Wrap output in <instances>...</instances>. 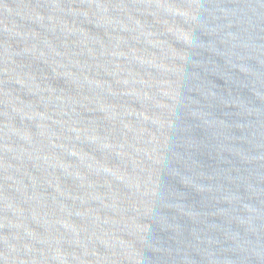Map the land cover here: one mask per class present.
Listing matches in <instances>:
<instances>
[{
	"label": "water",
	"instance_id": "obj_1",
	"mask_svg": "<svg viewBox=\"0 0 264 264\" xmlns=\"http://www.w3.org/2000/svg\"><path fill=\"white\" fill-rule=\"evenodd\" d=\"M0 264H264V0H0Z\"/></svg>",
	"mask_w": 264,
	"mask_h": 264
}]
</instances>
